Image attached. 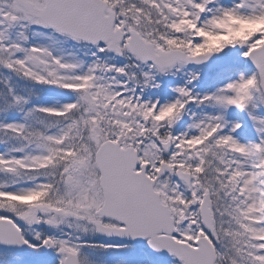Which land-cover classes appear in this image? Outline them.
<instances>
[{
    "label": "snow or ice",
    "instance_id": "1",
    "mask_svg": "<svg viewBox=\"0 0 264 264\" xmlns=\"http://www.w3.org/2000/svg\"><path fill=\"white\" fill-rule=\"evenodd\" d=\"M0 264H264V0H0Z\"/></svg>",
    "mask_w": 264,
    "mask_h": 264
}]
</instances>
